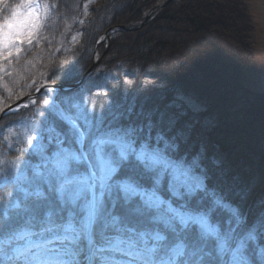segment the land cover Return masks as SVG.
<instances>
[{
	"label": "snow or ice",
	"instance_id": "obj_1",
	"mask_svg": "<svg viewBox=\"0 0 264 264\" xmlns=\"http://www.w3.org/2000/svg\"><path fill=\"white\" fill-rule=\"evenodd\" d=\"M0 8L10 9L0 20V61L10 63L33 42L40 5ZM120 87L93 81L87 96L32 100L22 131L4 126L0 264H264L255 182L203 145L193 151L183 111L146 108L147 88ZM100 96L107 103L90 107Z\"/></svg>",
	"mask_w": 264,
	"mask_h": 264
},
{
	"label": "trees",
	"instance_id": "obj_2",
	"mask_svg": "<svg viewBox=\"0 0 264 264\" xmlns=\"http://www.w3.org/2000/svg\"><path fill=\"white\" fill-rule=\"evenodd\" d=\"M20 2L9 0L11 5ZM155 2L40 0L43 17L33 42L21 45V53L10 63L0 61V68L10 73L0 70V113L44 84L77 83L92 65L95 49L104 53L105 44H98L103 33L120 24H140ZM4 15H10V9L0 8V20ZM252 29L244 0L171 3L141 30L113 35L98 67L77 90L87 96L93 81L120 85L116 95L124 89L139 94L147 88L140 103L146 108L171 103L170 112L183 111L180 123L194 125L193 151L203 145L223 166L254 181L256 196L264 194V151L259 147L264 140V95L244 87L253 60ZM125 80L131 84L123 85ZM68 92H58L56 98L65 99ZM180 96L204 110L193 112ZM248 96L257 102L239 108ZM45 98L51 100L49 91L36 101ZM73 101L78 102L75 95ZM106 103L103 96L92 97L89 106L98 110ZM34 110L29 104L5 116L0 137L6 125L22 131Z\"/></svg>",
	"mask_w": 264,
	"mask_h": 264
},
{
	"label": "water",
	"instance_id": "obj_3",
	"mask_svg": "<svg viewBox=\"0 0 264 264\" xmlns=\"http://www.w3.org/2000/svg\"><path fill=\"white\" fill-rule=\"evenodd\" d=\"M176 1H179V0H163L161 4L155 6L153 9L150 10V12L145 17L144 22L140 24L139 26L133 27L132 25H128V26L119 25L116 27H111L103 34V38L107 42V47H109L110 45V36L112 34H115L117 32L129 33V32L139 31L142 27L147 25V23L158 13V11L162 10L169 3L176 2ZM252 4L253 3L251 2L250 5L252 6V12L249 9V15L252 18L253 25L255 27V22H254L255 20L256 23L260 26V28L263 29V36H262L263 42H262V48L260 49V52L264 60V0H256L255 7ZM101 58L102 57H98L97 54L95 53L94 62L92 66L85 72V74L82 76V78L79 80L78 83L74 85H70V86H64V85H58V84L44 85L40 87L36 91L35 94L26 96L22 98L21 100H19L18 102H16L15 104L8 107L4 112L0 114V121L6 114L13 112L15 110H18L19 108L25 106L27 103L31 102L32 100H36L37 97L45 90H50L55 95L57 91L73 90V89H77L81 87L85 79L87 78V76H89L96 69ZM261 73L262 74H261L260 84L256 86V89L254 90L250 89L251 91H254L257 94H264V68ZM261 147L264 150V141L261 143Z\"/></svg>",
	"mask_w": 264,
	"mask_h": 264
},
{
	"label": "rangeland",
	"instance_id": "obj_4",
	"mask_svg": "<svg viewBox=\"0 0 264 264\" xmlns=\"http://www.w3.org/2000/svg\"><path fill=\"white\" fill-rule=\"evenodd\" d=\"M91 1H95V0H91ZM162 1L163 0H156L155 4L145 13L143 18L145 19L146 15L150 12V10L153 9L155 6L161 4ZM251 2L253 3L252 5L255 7L256 0H247L246 1L247 6L249 7L250 11L252 12V6L250 5ZM37 3L40 5L39 16H40V23H41L42 16H43V9H42V6L40 4V0H37ZM164 8L162 10L158 11V13L147 23V25L157 15H159L164 10ZM144 19H143V21H144ZM254 22H255V33H254L255 42H254V48L252 49V52H253V54L255 53V59H254V61H251V63H250L251 67L246 73V75L249 76L248 82L247 83L245 82V85H244V87L250 88L251 90L256 89V86H258V84H260V79H261V74H262L261 72L264 68V60H263L261 52H260V49L262 48V42H263V40H262L263 29L260 28V26L256 23L255 20H254ZM125 26H127V25H125ZM135 26H133V27H135ZM38 30H39V28L37 29V32H38ZM25 43H27V42L25 41L23 44H25ZM23 44H21V45H23ZM179 100L181 101V103L186 105L193 112H202L204 110V108L199 103H197L191 99L180 96ZM256 102H257L256 98H254L253 96H248L245 100H243L241 102V104L239 105V108L248 107L250 104H254ZM180 106H181L180 103H178L177 107H180Z\"/></svg>",
	"mask_w": 264,
	"mask_h": 264
}]
</instances>
